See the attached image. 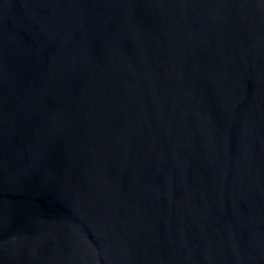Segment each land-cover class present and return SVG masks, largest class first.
I'll list each match as a JSON object with an SVG mask.
<instances>
[{
    "label": "water",
    "instance_id": "1",
    "mask_svg": "<svg viewBox=\"0 0 264 264\" xmlns=\"http://www.w3.org/2000/svg\"><path fill=\"white\" fill-rule=\"evenodd\" d=\"M0 264H264V0H0Z\"/></svg>",
    "mask_w": 264,
    "mask_h": 264
}]
</instances>
